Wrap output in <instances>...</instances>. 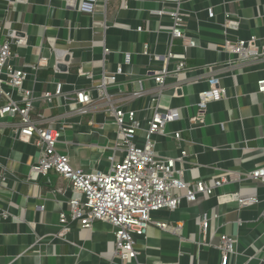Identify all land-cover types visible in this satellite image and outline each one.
<instances>
[{"label":"crops","instance_id":"crops-1","mask_svg":"<svg viewBox=\"0 0 264 264\" xmlns=\"http://www.w3.org/2000/svg\"><path fill=\"white\" fill-rule=\"evenodd\" d=\"M82 4L83 0H0L2 37L17 30L28 38L27 45L13 46L18 56L11 62L23 66L46 59L45 65L29 69L25 82L32 91V114H45L49 126L62 130L58 149L70 156L73 167L87 171L108 167L117 129L108 104L99 100L96 90L85 112L74 92L99 84L104 72H114L120 64L123 72L108 90L115 105L137 109L146 128L145 95L130 96L141 88L147 96L154 93V74L171 42L173 50L186 54L187 66L178 76L167 78L160 96L161 105L176 108L179 118L154 135L157 155L177 158L187 150V163H176L186 182L213 183L227 172L264 167V92L258 90V81L264 79V0H184L185 28L197 42L185 49L178 39L171 40V18L154 12L175 8L171 0H98L93 12L84 11ZM210 8L214 17L209 16ZM228 19L239 23L232 27ZM252 36L263 53L254 61L238 63L221 48L225 38ZM106 47L111 50L106 52ZM69 58V64L55 67ZM175 66L170 60L169 70ZM211 75L220 78L227 95L209 104L204 124H194L191 118L198 110L199 92L208 87L206 79ZM59 84L62 94L56 95ZM176 85L181 86L182 96L173 97ZM46 90L54 93L51 103L42 99ZM13 95L18 98L17 91ZM173 131H180L182 140L173 138ZM38 155L32 141L17 136L11 119L0 116V264H120L110 223L100 221L84 229L71 222V229L59 234L60 213L77 194L70 181L54 170L45 177L34 174L31 167ZM236 192L257 197L258 203L240 207L232 196ZM205 213L209 226L204 237ZM154 216L182 224L181 233L149 226L136 239L135 264H224L216 248L222 234L238 239L236 252L228 255L225 264H264L262 179L226 183L215 195L200 194L194 202L183 199L177 209L160 210Z\"/></svg>","mask_w":264,"mask_h":264},{"label":"built area","instance_id":"built-area-1","mask_svg":"<svg viewBox=\"0 0 264 264\" xmlns=\"http://www.w3.org/2000/svg\"><path fill=\"white\" fill-rule=\"evenodd\" d=\"M97 1L83 0L82 9L86 12H93ZM171 1L177 5L175 8L154 12L171 18V40L178 39L183 49L196 47L195 38L185 28V14L181 12V4L184 0ZM125 7L128 8V5ZM214 15L213 8H210L209 16L214 17ZM227 22L232 27L239 23L230 19ZM3 28L4 26L0 24V116L10 118L16 127L17 136L28 142L32 141L39 149V155L31 171L45 177L54 170L71 182L77 194L68 201V209L60 213L61 230L59 234L61 236L71 229V222H76L84 229H91L96 222L100 221L110 223L115 228V257L120 260V264H135L133 261L139 254L136 239L144 235L149 226H157L171 234L181 233L182 224L173 225L158 220L154 216L155 212L173 211L181 205L183 199L194 202L200 194L215 195L224 184L241 181L243 178L264 181V167H258L245 173L221 174L213 183L207 180L186 182L183 178V170L177 169L176 163L178 161L187 163L185 159L189 155L187 150H183L177 158H162L157 155L154 135L161 133L166 124L173 123L179 118L176 108L161 105L160 96L167 86V78L178 76L187 66L186 54L183 51L173 50V42L163 58L162 67L154 74L156 82V87L152 90L154 93L147 96L141 88L130 96L136 98L145 95V109L149 114L146 128L138 119L137 109L127 108L122 103L115 105L116 100L108 90L109 84L116 82L118 75L123 72L120 64L116 71L104 72L99 84L74 92V99L83 106L80 110L85 112L86 107L84 106L93 102L92 92L96 90L99 100L108 104L117 129L115 144L110 148L111 154L108 156L111 162L108 167L94 171L73 167L70 156L58 149L62 130L49 126L51 121L45 114H38L36 117L32 114L34 110L32 91L26 87L25 82L29 76V69H38L45 65L46 59L36 64L23 66L12 63L11 60L18 56L13 51V46L27 45L28 38L20 35L17 30H12L8 38H3ZM138 30L141 31L142 27L140 26ZM148 46L146 44L147 49ZM221 48L232 53L238 63L254 61L263 55L255 36L236 40L225 38ZM110 50L108 47L105 48L106 52ZM172 59L175 60L176 66L173 70H169L168 63ZM64 60H61L63 62L58 61L55 67L57 68L59 63H70V58ZM230 63L235 62L230 61ZM206 80L208 87L199 92L198 110L191 118L194 124H204L209 104L222 100L227 95V89L218 76L211 75ZM258 86L259 92H264V79L258 81ZM173 89V97L182 96L181 86L176 85ZM62 90V84H59L55 94H62ZM15 91L18 92V98H14ZM53 96L54 93L46 90L42 99L51 103ZM140 131H143L142 138L139 137ZM171 136L178 141L182 140L180 131H173ZM118 152L121 153L119 157ZM218 195L223 197L227 194ZM232 196L235 197L240 207L258 203V198L254 196L242 197L238 192ZM208 220V214L205 213L201 225L204 237L208 231ZM237 244L238 239L234 236L227 234L220 236V243L216 248L220 250L224 264L228 255L236 252Z\"/></svg>","mask_w":264,"mask_h":264},{"label":"rangeland","instance_id":"rangeland-1","mask_svg":"<svg viewBox=\"0 0 264 264\" xmlns=\"http://www.w3.org/2000/svg\"><path fill=\"white\" fill-rule=\"evenodd\" d=\"M71 183V182H70Z\"/></svg>","mask_w":264,"mask_h":264}]
</instances>
